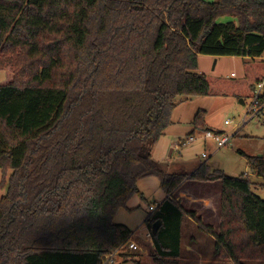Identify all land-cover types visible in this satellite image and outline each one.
<instances>
[{
	"label": "trees",
	"instance_id": "obj_1",
	"mask_svg": "<svg viewBox=\"0 0 264 264\" xmlns=\"http://www.w3.org/2000/svg\"><path fill=\"white\" fill-rule=\"evenodd\" d=\"M200 56L245 59V80L199 73ZM262 56L264 0H0V264H101L130 239L114 219L149 177L167 196L146 220L161 222L155 264H180L185 219L225 261L264 263V200L250 179L264 182V155L246 157L243 177L206 164L190 176L219 182L218 231L173 199L188 175L151 155L182 100L252 99ZM192 126L221 134L204 111Z\"/></svg>",
	"mask_w": 264,
	"mask_h": 264
},
{
	"label": "rangeland",
	"instance_id": "obj_2",
	"mask_svg": "<svg viewBox=\"0 0 264 264\" xmlns=\"http://www.w3.org/2000/svg\"><path fill=\"white\" fill-rule=\"evenodd\" d=\"M246 65L247 61L239 57L214 58L200 56L198 72L222 82H231L237 86L239 84L236 83L245 80ZM5 78V72L0 71V82H3ZM230 92L233 93L219 96L194 97L187 101L182 100L172 113L171 122L173 123L169 127L170 129L168 128L169 130H166V135L161 139L159 144L154 145L152 152L153 158L157 159V157H160L161 159L157 160L162 163H168L165 166L169 168L172 164H175L176 166L191 170V168H195L194 166L206 164L210 168L211 173L218 172V175L223 174L239 178L251 174L246 157H261L264 155V109L262 113L252 117L248 113L251 106V99H243L241 93L236 89ZM241 101H245V104L242 105ZM199 111L205 112V121L211 130L224 134H235L229 146L218 149L214 141L204 139L203 133L196 131L192 134L194 131L192 122ZM246 119L247 123L244 125L243 123ZM226 121L232 123L226 125ZM191 136L195 138V142L181 146V148L175 150L180 140L188 139ZM3 178V172L0 170V184ZM250 179L256 184L254 192L264 200V188L262 186L264 182L254 176H250ZM193 182L195 181L187 180L181 189L174 193L172 197L185 210H195V214L198 215V210L201 207L207 208L208 210L209 206L206 207L204 204H200L196 199L202 196L204 197V195L206 196L210 191L202 190L201 192L205 193L201 196L197 195L195 192L198 189L194 187L195 184ZM210 182H216L219 185V182L216 180ZM138 189L142 196H134L128 203L129 209L118 211L114 219L116 224L124 225L133 232H139L141 229L145 231L148 228V223L145 224V220L148 217L147 212L149 213V206L161 201L165 197V193L160 186V181L157 178L149 177L140 180L138 182ZM4 194L5 190H0V197ZM215 195L208 194L207 197L214 198ZM156 216L155 214L152 220ZM185 221L180 264H198L197 255L188 253L186 249L189 246H193L194 241L198 239L200 233L199 227L195 221L189 219ZM205 237L203 245L208 246L211 238L209 239L208 236ZM154 251L127 252L122 259L117 260L116 264H155ZM219 261L221 262L220 264H228L222 257H219ZM247 264L261 263L248 262Z\"/></svg>",
	"mask_w": 264,
	"mask_h": 264
},
{
	"label": "crops",
	"instance_id": "obj_3",
	"mask_svg": "<svg viewBox=\"0 0 264 264\" xmlns=\"http://www.w3.org/2000/svg\"><path fill=\"white\" fill-rule=\"evenodd\" d=\"M207 126L210 129V127H209L208 124H207ZM166 132L164 133V135H163L162 138L165 137ZM161 139L155 144V146L157 144H159V142L161 141ZM152 152H153V148H152ZM152 152H151V155H152ZM152 158H153V156H152ZM157 159H161V158L160 157H157ZM157 159H154V160L160 164L161 168L166 173H169V174H187L188 175V178H187L188 181H190V179H189L190 176L202 165V164H199L197 166H194L195 168H191V170H187V169H185L184 167H181V166H176L175 164H172L173 167L170 166V168H169L168 166H165L168 163H162V162H160ZM184 183L180 186V188L178 190L181 189V187L184 185ZM193 183L195 184L194 187L198 189V191L195 192L197 195H200V196L203 195L205 192H201L202 190L203 191L209 190L210 193H208V194H210V195L216 194L217 195V196L215 195L214 198L207 197L208 194L206 196L204 195V197H207V198H204L203 196L197 198L196 200L200 204H202V205L204 204L206 207L209 206V209L207 210V208L205 209V208H202V207L200 209V206H199V209H200V210H198L199 211V214L196 215V216L202 220L203 224L212 226V227H214L218 231L219 228H220V207H221V186H220V184L218 185V183H216V182H214V183L213 182H210V183L193 182ZM214 184H216V185L214 186ZM214 189H215V191H214ZM218 189H219V191H218ZM176 192H174V193H176ZM174 193H173V195H174ZM166 199H167V196L165 195V197L161 201L155 202L153 205H150L149 208L151 206H154L155 205V206H157V209H158L160 207V205ZM188 211H190V210H188ZM194 211H191V212H194ZM147 215L148 216L151 215L150 211H149V213L147 212ZM191 221H193V220H191ZM185 223H186V221H184V224ZM145 224H146V220H145ZM184 224H183V236H184ZM204 238H206L205 235L200 231V233L198 235V239H196V241H194V243H193V246H189L188 249H186V251L188 253H192V254L197 255V262H198V264H220L221 262L219 261V256H217V254H216V248H215L214 239L213 238L210 239V237H208L211 240L210 241V244L208 246H204L203 245ZM182 240H183V237H182ZM227 263L228 264H232L231 262H228V261H227ZM261 264H264V263H261Z\"/></svg>",
	"mask_w": 264,
	"mask_h": 264
},
{
	"label": "built area",
	"instance_id": "obj_4",
	"mask_svg": "<svg viewBox=\"0 0 264 264\" xmlns=\"http://www.w3.org/2000/svg\"><path fill=\"white\" fill-rule=\"evenodd\" d=\"M258 60L264 61V56L261 58H258ZM235 76V75H233ZM264 97V79L262 82H260L257 85L255 96L251 99V106L249 108L248 113L252 115V117L258 115L261 111L264 109V104H262V98ZM232 122L226 121V125H230ZM247 123V119L244 120V125ZM235 136V134H216L213 132H208L204 134L205 140H212L216 143V146L218 149L227 147L230 145L231 140ZM195 142L194 137H189L188 139L181 140L178 144V146L175 147V150H178V148H181V146H186L191 143ZM205 157V156H204ZM157 210V206H151L149 208L150 213L152 214ZM150 217V215L147 217V219ZM146 219V220H147ZM143 232H145L143 234ZM153 233L150 228H147L145 231L142 229L139 230V232H133L130 239L122 245L120 248H118L116 251L112 252L111 254H108L103 257L101 264H116L118 259H122L127 252H148L149 250H155L154 240H153Z\"/></svg>",
	"mask_w": 264,
	"mask_h": 264
},
{
	"label": "water",
	"instance_id": "obj_5",
	"mask_svg": "<svg viewBox=\"0 0 264 264\" xmlns=\"http://www.w3.org/2000/svg\"><path fill=\"white\" fill-rule=\"evenodd\" d=\"M216 63V62H215ZM241 104L244 105V101H241ZM161 227V222L158 221L157 223H155L153 226H152V233L153 235H157L158 231H159V228Z\"/></svg>",
	"mask_w": 264,
	"mask_h": 264
}]
</instances>
